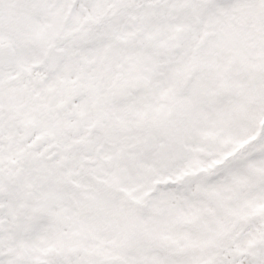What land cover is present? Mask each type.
Here are the masks:
<instances>
[{
	"label": "snow or ice",
	"instance_id": "obj_1",
	"mask_svg": "<svg viewBox=\"0 0 264 264\" xmlns=\"http://www.w3.org/2000/svg\"><path fill=\"white\" fill-rule=\"evenodd\" d=\"M0 264H264V0H0Z\"/></svg>",
	"mask_w": 264,
	"mask_h": 264
}]
</instances>
